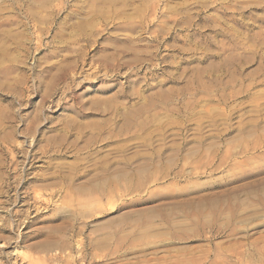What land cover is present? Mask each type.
<instances>
[{"label":"rangeland","instance_id":"rangeland-1","mask_svg":"<svg viewBox=\"0 0 264 264\" xmlns=\"http://www.w3.org/2000/svg\"><path fill=\"white\" fill-rule=\"evenodd\" d=\"M0 264H264V0H0Z\"/></svg>","mask_w":264,"mask_h":264}]
</instances>
